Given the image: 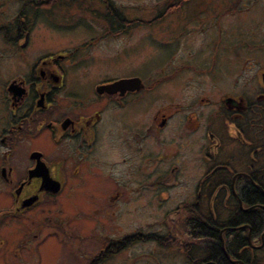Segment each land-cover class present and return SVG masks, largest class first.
Segmentation results:
<instances>
[{"label":"flooded vegetation","instance_id":"flooded-vegetation-1","mask_svg":"<svg viewBox=\"0 0 264 264\" xmlns=\"http://www.w3.org/2000/svg\"><path fill=\"white\" fill-rule=\"evenodd\" d=\"M21 12L0 19V264H264V19L220 39Z\"/></svg>","mask_w":264,"mask_h":264},{"label":"rangeland","instance_id":"rangeland-1","mask_svg":"<svg viewBox=\"0 0 264 264\" xmlns=\"http://www.w3.org/2000/svg\"><path fill=\"white\" fill-rule=\"evenodd\" d=\"M35 2H38V0H0V4H4L7 9V12L1 11L4 6H0V19H17L20 11L22 12L19 19H39L41 21L40 25L43 27H45L42 22L43 19L61 16H65V19H111V16H114V19H155L159 16L158 19H169L167 22L174 19H186V21L188 19H199L201 24L204 25L202 27L203 35L207 33V28L211 24V29L214 30H211L209 35L212 36L215 32L217 34L216 38L219 37L220 39H223L221 33L225 31L224 29L230 24H235V19H264V0H66L54 12H33V3ZM96 3H99L100 6H97ZM116 15L117 18H115ZM223 19L229 20L224 24ZM228 22L230 24L226 25ZM172 23L174 22H170V24ZM183 23L185 21L181 22L182 26ZM70 25L67 22L65 33L69 32L67 28ZM85 27L88 26L85 25ZM197 35H200V33ZM230 35L233 38L235 36L234 25L230 28ZM202 42L203 36H201L198 44L202 45ZM204 42H206V39H204ZM234 43L235 41L231 42V44ZM7 46L4 45L0 37V92L5 86L1 73L4 56H8L9 64H14V54L12 56L8 55L12 53H7ZM202 55L203 53L199 52L197 57ZM21 223L22 221H19L18 224L13 222L10 227H7L6 248L13 247L17 238L22 239V236L25 235V232L21 230L25 229ZM48 232L45 230L44 234H48ZM45 251L40 248L36 250V254L39 257L45 256L44 264H49V257ZM43 253L45 255H42Z\"/></svg>","mask_w":264,"mask_h":264},{"label":"trees","instance_id":"trees-1","mask_svg":"<svg viewBox=\"0 0 264 264\" xmlns=\"http://www.w3.org/2000/svg\"><path fill=\"white\" fill-rule=\"evenodd\" d=\"M258 222V221H257Z\"/></svg>","mask_w":264,"mask_h":264}]
</instances>
